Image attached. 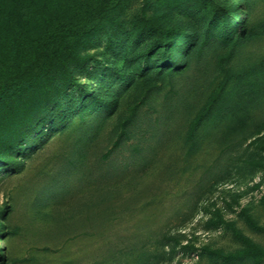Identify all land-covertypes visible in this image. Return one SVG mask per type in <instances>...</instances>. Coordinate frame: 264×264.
I'll return each instance as SVG.
<instances>
[{"label":"rangeland","instance_id":"rangeland-1","mask_svg":"<svg viewBox=\"0 0 264 264\" xmlns=\"http://www.w3.org/2000/svg\"><path fill=\"white\" fill-rule=\"evenodd\" d=\"M156 1H131L122 18L125 32L112 48L109 34L87 50L93 59L75 73L80 86L60 102L65 131L38 139L17 167L0 165V253L9 264H135L146 257L147 264H226L224 257L243 245L219 218L264 249V167L247 163L254 155L264 158V99L255 106L264 84V37L240 49L229 64L241 79L230 85V97L243 89L252 104L243 125L215 114L188 154L183 142L188 121L217 84L212 86L209 60L192 59L158 82L144 103L135 91L149 85L151 75L135 76L78 166L76 149L86 140L81 130L90 118L78 117L80 94L108 93L117 80L109 77L111 69L130 78L135 65L130 58L151 39L129 35L132 22L153 15ZM229 4L240 6V31L264 18L263 0ZM181 19L195 21L172 16L174 23ZM134 109L127 123L131 138L104 159L112 149V130ZM259 137L263 141L251 145ZM60 181L65 186L52 195ZM164 236L172 239L165 242ZM229 264H264V257Z\"/></svg>","mask_w":264,"mask_h":264},{"label":"trees","instance_id":"trees-1","mask_svg":"<svg viewBox=\"0 0 264 264\" xmlns=\"http://www.w3.org/2000/svg\"><path fill=\"white\" fill-rule=\"evenodd\" d=\"M131 1L0 0V165L17 167L38 139L65 131L68 121L61 111V99L80 86L75 73L92 61L87 50L95 41L110 34L108 45L112 48L113 39L125 32L122 18ZM229 1L157 0L153 15L143 14L132 22L129 35H149L151 39L130 58L135 62L130 78L126 80L124 72L111 69L109 77L112 79L115 75L117 80L108 93H92L88 98L86 94H80L78 117L90 118L86 129L81 130L86 140L81 141L76 149L79 167L89 143L117 113L121 97L131 88L135 76L151 75L149 85L144 82L145 86L139 87L142 91H135L136 96H143L135 97L136 100L144 103L158 82L171 77L174 71L181 70L192 59L197 62L209 60L208 65L215 73L212 86L216 80L217 84L214 89L211 87L206 100L188 121L183 137L188 154L197 149L196 137L200 128L215 114L218 119L237 120L243 125L242 119L250 113L248 108L252 104L241 95L243 89L230 97V85L241 79L229 64L240 49L264 37V18L255 27L248 25L240 31L244 26L240 20V6L229 4ZM174 13L192 17L195 21L181 19L174 23ZM262 73L264 80V68ZM116 86L120 88L114 94L112 89ZM258 90L260 98L255 101V106L263 102L264 84ZM134 114L135 109L127 122L112 130V149L106 152L104 159L131 138L127 123L135 118ZM119 130L120 134H117ZM261 141L259 137L251 145ZM77 161L71 162L73 168L77 169ZM247 163L252 169L263 168L264 158L257 160L254 155ZM63 182H58L52 195L63 189ZM91 205L83 207L89 210ZM219 223L224 224L243 245L224 257L226 264L244 258L260 261L264 257V249L245 237L233 222L219 218ZM164 239L167 242L172 238L164 236ZM147 262L146 257L134 263ZM0 264H9L2 253Z\"/></svg>","mask_w":264,"mask_h":264}]
</instances>
